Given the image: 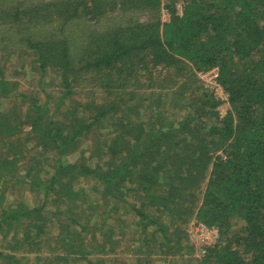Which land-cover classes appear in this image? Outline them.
<instances>
[{"label":"trees","instance_id":"trees-1","mask_svg":"<svg viewBox=\"0 0 264 264\" xmlns=\"http://www.w3.org/2000/svg\"><path fill=\"white\" fill-rule=\"evenodd\" d=\"M67 1L51 6L50 13L62 14ZM180 1L182 10L178 14L175 3L170 0L166 22L136 21L125 28L113 29L102 49L79 59V66L74 65L77 63L74 57L82 47L71 45L69 37L54 43L48 40L32 46L28 44L30 50L45 57V60L34 58L39 63L41 77L47 69L53 67L55 70L63 88L62 98L71 95L69 81L73 76L76 79L87 73L90 78L102 81L105 75L113 77L114 70L121 73L117 67L111 68L115 62L129 64L126 69L129 70L136 63L145 65L149 57L147 61L152 65L165 67L176 74L180 72L179 76L187 74L190 67L197 71L217 68L216 82L226 98L221 100L212 93L193 98L188 103V108H194L193 114L187 113L178 123L165 119L159 112L153 115L151 112L148 117L141 100L138 105L134 104V93H120L103 106L92 101L94 113L87 118L77 106L57 109L49 122H46V110L40 109L32 99L31 110L24 115L28 131L23 130L24 123L0 115V145L8 148L9 155L13 154L10 151L13 144L19 143L24 135H30L41 158L57 163L51 175L41 167L24 169L23 183H28V193L24 196L30 194L33 199L30 207L23 205L22 200L18 202L19 208H14L13 203L0 207L1 229L8 221L32 219L22 233L12 234L11 237H23L15 245L29 239L30 247L27 248L35 253L46 235L47 224L40 220V211L49 200L56 202L62 197L68 199L73 193L77 195L68 183L70 177L65 171L68 165L50 152L60 149L67 153L66 149L84 136L93 124L104 121L107 113L113 112L121 119L120 130L116 136L102 141L106 150L104 163L94 157L73 169L83 179H96L102 185L101 202L107 205L106 211L111 213L112 207L119 203L130 205L145 237L149 228L156 230L149 235L152 237L150 243L156 242L155 237H162L167 249L178 247L181 241L167 238L172 229L159 221L160 216L171 215L176 219L186 206L189 212H195L199 222L218 228L220 240L232 234L225 243L207 247L206 254L197 264H264V0ZM101 4V1L95 4L82 0L75 6L68 4L70 7L66 9L77 19L78 16H95L93 18L98 21ZM80 8L81 13L78 12ZM71 22L64 21L63 24ZM7 83L0 79V94L9 91ZM224 102L228 108L220 115L217 107ZM120 106L125 107L119 111ZM181 133L183 136L178 137ZM107 155L116 156L121 163H108L112 158ZM8 160L0 159V180L6 172L5 165L12 159ZM13 174L15 178L16 171ZM3 183L8 184L4 179ZM1 198L2 195L0 201ZM72 202L65 204L74 206ZM184 202L190 203L184 205ZM66 219L69 224L60 223L58 227L68 228V233H59L54 242L59 245V250L62 249L60 252L67 251L60 257L56 255V261L53 259L45 264H62V261L66 264L68 255L77 254L75 244H80L77 250L80 257L88 260V246L96 239L94 233L98 226L90 230L87 223L79 224L69 216ZM233 220L242 225L231 232ZM173 225L175 228L180 226L178 221ZM109 227L98 231L96 236L107 237L112 231ZM81 235H90V242L74 239ZM137 240L142 243L141 239ZM113 244V248H118L120 243ZM53 250L49 251L51 255L58 251ZM104 250L97 252H111V248ZM189 250L193 252V246ZM13 258L10 253L0 252L2 261Z\"/></svg>","mask_w":264,"mask_h":264},{"label":"rangeland","instance_id":"rangeland-1","mask_svg":"<svg viewBox=\"0 0 264 264\" xmlns=\"http://www.w3.org/2000/svg\"><path fill=\"white\" fill-rule=\"evenodd\" d=\"M62 1L65 2V0H0V79L8 81L9 88L8 92L0 94V115L9 120H18V123H24L23 130H29L24 115L31 110L32 99L37 102L40 109L46 110V122L52 119L53 111L67 110L71 105L77 106L78 111H84L85 118H87L89 114L94 113V109L91 107L92 101L103 106L120 93H134L136 95L134 104L138 105L141 100L142 109L148 111V117L151 116V112L152 115L159 112L165 119L175 123L185 118L187 113L193 114L194 108H188V103L195 97L212 93L225 101L226 96L220 87L213 85L211 77L206 74L209 69L197 71L190 67L187 74L179 76L180 72L176 74L165 67L152 65L147 61L150 57L146 60L145 65L136 63L134 64L136 66H130L129 70H126L129 64H125L123 61L115 62L111 68L117 67L121 73L114 70L113 77L105 75L107 78L104 77L102 81H99L98 78H90L89 75H86L87 73H82L76 79L73 76L69 81L71 95L67 99L62 98L63 88L59 83L58 75L54 73L55 70L53 67L49 68L45 71L46 74L41 77L39 63L34 60V58L38 60V57H41L34 50H30L28 44L32 46L48 40L50 43H54L69 37L71 45L80 44L82 47L74 57L77 61L74 65L79 66V59L87 57L95 50L102 49L106 40L111 38L113 29L125 28L136 21L140 23L154 20L168 21L167 5L170 0H89L95 4H99L100 1L102 3L101 12L97 16L100 17L98 21L93 18L95 16L84 18L78 16L77 19L71 15L70 10L66 9L75 6L82 0H69L64 4L65 8H63L62 14H51L50 7L63 4ZM173 2L176 5L177 13L180 14L181 1L173 0ZM22 10L24 13H20ZM80 11H82L81 8L78 12ZM64 21L72 22L64 25ZM41 59L45 60V57ZM131 76L132 78H130ZM182 84L185 85L181 89ZM112 92L114 94L111 96ZM123 107L125 106H120L119 111L124 109ZM152 107L153 109H150ZM227 108L228 105L225 102L217 107L220 115H224ZM120 120L119 116L109 112L104 121L93 124L84 136L76 140L71 148L66 149L67 153L60 149L50 152L60 157L61 162L68 165L65 170L70 177L68 183L72 187L71 191L77 192V195L73 193L68 199L62 197L56 202L53 199V201L49 200L40 211V220L47 224L46 235L42 234L43 244L35 253L30 252L27 248L30 247L29 239L24 244L15 245L16 242H21L23 237H11L15 232L22 233L29 226V220L32 219L6 222L2 229L0 228V252L10 253L14 258L7 261L0 259V264H45L46 261H52L56 255L60 257L65 254L67 250L64 249L60 252L62 249L59 250V245H55L54 239L58 237L59 233L61 235L68 233V228L58 227L60 223L69 224L67 216L76 219L79 224L87 223L90 230H93L94 226H98V229L94 233L96 239L88 246L90 253L86 257L88 260L80 257L78 253L80 244H75L74 250L77 254L68 255L66 264H148V261L150 264H197L198 260L206 254L207 247H204V244L209 243V247H212L217 243L223 244L229 239L231 233L220 240L218 228L202 224L195 218V212H189L185 206L184 211L178 214L176 219L171 215L160 216L159 221L172 229L167 233V238H179L181 241L178 247L169 246L166 249L165 239L162 237H155L156 242L150 243L152 237L149 235L156 231H153V228L146 231L147 237H145L139 227L140 221L137 222L138 218L133 214L130 205L119 203L116 207H112L111 213L106 211L107 205L101 202L102 185L96 179H83V176L73 169L92 161L94 157H99L102 164L104 163L103 153H106V150H104L102 141L117 135L120 130L118 126ZM179 136L182 137L183 134H178ZM99 141L100 143H98ZM91 142L93 144L90 146ZM93 146L95 147L92 148ZM8 151L5 145H0V159L7 162L10 161L8 159H12L9 165H5L6 172H3L5 174L0 180V195H2L0 207L5 203H13L14 208H19L20 200L24 202L23 205L30 207L33 199H30V194L24 196V193H28V183H23L24 169L26 167H41L42 171L51 175L57 163L54 161L51 163L49 159L41 158L42 155L39 154L30 135H24L20 138L19 143L13 144L10 149L12 155H9ZM106 157L112 158L108 161L112 165L121 163L116 156L113 158L111 155H107ZM7 171L9 172L7 173ZM15 171L16 177L14 178ZM3 179L6 184L8 183L7 185L3 183ZM20 181L22 182L20 183ZM69 201H73L74 206L65 204ZM33 202L35 203V201ZM186 203L190 202H184V205ZM67 208L70 210L69 213ZM58 212L61 213V217ZM177 221L180 226L177 225L178 228H175L173 222ZM232 223L231 232L236 231L242 225L240 221L233 220ZM200 225H203L204 229ZM108 226H111L109 228H112V231L107 237L96 236L98 231H105ZM69 228L71 227L69 226ZM213 230H216L215 237H213L214 233H211ZM123 231L126 233L124 234ZM156 235L159 234L156 233ZM177 235L180 236L177 237ZM90 238V235L86 237L81 235L74 239L90 242ZM138 238L142 240V243H139ZM113 243L119 244L118 248H113L115 247ZM190 246H193V252L189 250ZM53 248L58 251L51 255L49 251ZM110 248L111 252L109 253L100 254L97 252L101 249L107 251ZM55 259L54 261H56Z\"/></svg>","mask_w":264,"mask_h":264},{"label":"built area","instance_id":"built-area-1","mask_svg":"<svg viewBox=\"0 0 264 264\" xmlns=\"http://www.w3.org/2000/svg\"><path fill=\"white\" fill-rule=\"evenodd\" d=\"M206 74H208L211 77L212 84L218 87L217 82H216V79H217V76H218V74H217V68H211V69H209L206 72ZM200 227H202V229H204V226L203 225H200ZM211 233L212 234L214 233V236L213 237L216 236V230H213ZM203 246L204 247H209V243L208 244H204Z\"/></svg>","mask_w":264,"mask_h":264}]
</instances>
